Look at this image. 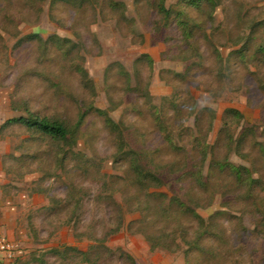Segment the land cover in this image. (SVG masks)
<instances>
[{"label":"rangeland","instance_id":"374dc122","mask_svg":"<svg viewBox=\"0 0 264 264\" xmlns=\"http://www.w3.org/2000/svg\"><path fill=\"white\" fill-rule=\"evenodd\" d=\"M179 1L165 0V7L200 27L189 43L173 22L166 27L155 0H0V128L30 113L69 129L82 117L60 164L51 141L18 126L0 130V236L17 248L11 264H186V247L152 249L142 234L172 227L160 217L142 219L120 149L141 152L142 164L158 168L166 185L149 193L188 206L196 194L199 206L191 207L204 220L221 212L222 257L187 260L264 264V0H224L212 14ZM31 34L42 40H26ZM52 37L69 43L57 49ZM230 109L240 118L226 114ZM157 114L173 144L188 152L193 138L210 132L205 189L190 195L194 157L171 149ZM224 161L245 167L258 184L247 191L215 165ZM178 218L191 236L196 223Z\"/></svg>","mask_w":264,"mask_h":264},{"label":"trees","instance_id":"16d2710c","mask_svg":"<svg viewBox=\"0 0 264 264\" xmlns=\"http://www.w3.org/2000/svg\"><path fill=\"white\" fill-rule=\"evenodd\" d=\"M224 0H180L179 3L184 4L190 8H194L196 10L201 9L203 6L208 7L210 10L209 14H212L215 9L222 3ZM114 6H116L114 4ZM154 7L158 16H160L164 22L166 27L172 25L175 26V30L180 34V37L185 43H189L191 39H193L194 32L197 28H200L195 23L189 22L185 13L183 11L174 12L171 9L165 7V0H155ZM1 12V7H0ZM6 20H9L6 18ZM3 30V29H0ZM251 34V31H250ZM26 40H36L41 41V37L38 34H31L26 37ZM51 45H55L57 49H63L64 45L69 43V39H59L57 37H52L47 40ZM247 42V41H246ZM259 52L264 53V46L259 48ZM77 75L80 79V82L85 85L90 90H93L92 84L88 79V75L86 71L82 68H76ZM97 112L104 118V123L106 127L110 130L117 132V126L113 123V121L107 116L104 111L97 110ZM226 114L231 115L232 118L238 119L240 118V114L235 110H228ZM163 115L157 114L156 121L160 126V130L165 136V141L168 145L171 146V149L174 151H184L187 154H192L193 158V168L190 173V177L193 182V187L189 190L190 195H192L195 191L194 187H198L200 189H205V182L203 181V170L202 164L206 161L209 147L205 142L209 136L208 132L203 136L202 139L198 140L193 138L191 141L192 147L191 151L188 152L184 149H180L178 146L173 144L172 139L170 138L168 129L164 126L162 121ZM82 117L77 125H75L72 129H69L63 122L50 119L47 117H40L34 113L28 114V116H18L11 119L6 120L0 130L10 128L12 126H18L25 129L28 133L34 134L35 137H41L51 141L53 155L55 158H59V153H62V157L58 159V163L60 164L63 159L68 156L71 149L69 146L70 141L74 143L75 133L78 130L79 125L81 124ZM120 138V134L118 136ZM206 138V139H205ZM63 146H69L68 150H64ZM119 158H124L129 162V170L131 172V182L132 186H134L137 190V194L139 197L141 194H144L145 200H141V198L136 197L135 200L138 203V206H143L140 208V213L142 215V219L146 220L151 218L150 221H153L154 218L160 217L163 220V223L167 226H171L172 229L170 231H165V228H161L160 231L154 233H146L145 231H141L142 234L145 235L147 240L149 241L151 248H163L166 250H170L172 252L178 251L182 249V246L186 247L184 250V256L186 258V264H193L189 260V256L191 254H196L197 258H208L210 260H217L222 257L223 247H226V237L222 228L218 225L217 219L221 216V212H216L213 215L209 216L206 220L200 217L197 213L194 212L191 206H199L196 202H199V197L194 194V196L189 197V206L186 205L183 201H181L178 197H169L164 193H149L151 188L159 189L164 187L165 180L159 173L157 167L156 169H150L145 164L141 163V152L138 153L134 150L123 151L119 150ZM144 155V154H143ZM215 165L219 168V170L229 169L230 173L236 180V182L248 189L253 188L254 185L258 184L257 179H253L249 171L245 167H236L227 161L223 163H215ZM169 169L174 166V164L169 165ZM165 166H162V169ZM185 175L182 174L180 176V180L184 178ZM177 181L178 184L181 185V182ZM180 190L184 192V187H180ZM192 192V193H191ZM156 197L158 201L155 206H151L149 202L150 197ZM179 212L181 215H187L190 217L194 223H196V229L192 232L191 236L184 231L181 227L179 221ZM172 224V225H171ZM166 226V227H167ZM183 229V230H182ZM177 238H179V243H177ZM212 241L214 245L209 247L204 245V242ZM83 256H87V253H81Z\"/></svg>","mask_w":264,"mask_h":264},{"label":"built area","instance_id":"2783aa9c","mask_svg":"<svg viewBox=\"0 0 264 264\" xmlns=\"http://www.w3.org/2000/svg\"><path fill=\"white\" fill-rule=\"evenodd\" d=\"M17 248L6 236H0V264H11L17 259Z\"/></svg>","mask_w":264,"mask_h":264},{"label":"crops","instance_id":"0c3cea01","mask_svg":"<svg viewBox=\"0 0 264 264\" xmlns=\"http://www.w3.org/2000/svg\"><path fill=\"white\" fill-rule=\"evenodd\" d=\"M5 236V235H4ZM8 238V237H7Z\"/></svg>","mask_w":264,"mask_h":264}]
</instances>
